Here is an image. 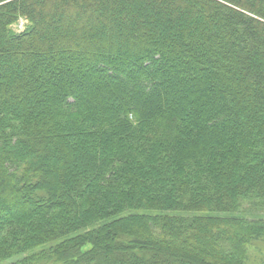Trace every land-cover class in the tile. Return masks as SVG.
Segmentation results:
<instances>
[{
	"label": "trees",
	"instance_id": "16d2710c",
	"mask_svg": "<svg viewBox=\"0 0 264 264\" xmlns=\"http://www.w3.org/2000/svg\"><path fill=\"white\" fill-rule=\"evenodd\" d=\"M259 240L264 0H0V264H248Z\"/></svg>",
	"mask_w": 264,
	"mask_h": 264
},
{
	"label": "rangeland",
	"instance_id": "374dc122",
	"mask_svg": "<svg viewBox=\"0 0 264 264\" xmlns=\"http://www.w3.org/2000/svg\"><path fill=\"white\" fill-rule=\"evenodd\" d=\"M29 21L23 17L12 26L15 33H22ZM250 256L248 264H264V240L256 241L249 250Z\"/></svg>",
	"mask_w": 264,
	"mask_h": 264
}]
</instances>
